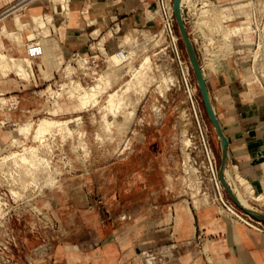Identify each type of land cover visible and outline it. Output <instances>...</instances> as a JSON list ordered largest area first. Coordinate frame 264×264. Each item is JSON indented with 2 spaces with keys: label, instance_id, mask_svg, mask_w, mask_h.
I'll return each mask as SVG.
<instances>
[{
  "label": "crops",
  "instance_id": "obj_1",
  "mask_svg": "<svg viewBox=\"0 0 264 264\" xmlns=\"http://www.w3.org/2000/svg\"><path fill=\"white\" fill-rule=\"evenodd\" d=\"M36 2L0 0V18L7 15L0 23L16 33L15 14L23 12L30 21V8L42 13L49 9ZM15 4L12 12L4 13ZM183 14L189 12L184 9ZM2 26L0 52L28 58V35L23 33L19 43ZM160 27L155 0H70L69 15L58 17L56 28L42 43L43 57L47 54L64 66L76 55L90 60L94 45L103 42L107 55L113 54L125 47L128 36ZM186 29L189 32V25ZM239 39V45L249 44ZM246 51L208 63L202 60L201 66L228 143L227 170L236 181L238 174L245 178L259 195L264 194V96L249 85L253 73ZM66 78L63 67L42 59L33 60L28 79L0 71V100L17 103L0 108L1 152L18 124L48 113L39 90ZM139 115L140 108L131 131L140 125L139 135L143 142L150 141L152 150L166 145L163 123L153 124L156 135L148 140L143 124H138L143 121ZM172 163L171 154H140L117 161L95 157L88 167L63 170L57 186L34 199L42 217L10 204L14 212L0 224V264H264V232L221 214L215 204L196 209L192 203L189 207L179 203L182 194ZM240 192L245 195L242 188ZM249 203L264 216V206L251 199Z\"/></svg>",
  "mask_w": 264,
  "mask_h": 264
},
{
  "label": "rangeland",
  "instance_id": "obj_2",
  "mask_svg": "<svg viewBox=\"0 0 264 264\" xmlns=\"http://www.w3.org/2000/svg\"><path fill=\"white\" fill-rule=\"evenodd\" d=\"M193 1L194 0H177V4L179 6V10L181 14L183 13L184 9H185V12H189L188 15L186 16L184 14L183 15L185 17L188 16L190 20L189 31L193 32V34L189 36L190 39L191 38H194L195 40L197 39V44L196 43H193V44L195 46L199 61L201 59L200 66H201L202 60L208 63V62H211L213 59L220 57V56L233 54L235 52L244 53L245 52L244 49L246 48V46L250 45L251 42H248L249 44L245 46L239 45L240 39L238 37L240 36L239 32H244L246 30V27L249 25L250 15H249L248 3H250V1L249 0H234L231 2L221 1V2H215V3H213V1L211 2L210 0L208 1L207 0H196L195 2ZM203 1H206L207 3L209 2V4L212 3L211 5L215 4L219 6V9L214 8L210 12L211 14L208 13V17L210 16V18L211 17L212 18L211 19L209 18L210 22L205 23V24H202V23H203V20L207 18V15L201 13L202 8L204 7V3H205ZM256 1H262V0H256ZM36 4H39L42 6L47 5L48 8L50 9V3L47 1L38 0ZM221 4H223L224 6L222 7ZM23 9L24 7L22 8V10ZM173 10H174V3H173ZM213 10L214 11L216 10V11L213 12ZM218 10L225 11L227 13V18L226 19L224 18V19L229 21L228 23L225 24L228 28L239 29L238 34L234 33V36L230 40L231 44L230 43L227 44L223 36L222 30L224 29H222L223 27L221 28L220 25L221 23H223L224 19L222 17V14ZM33 12L34 10L31 8L28 11V13L31 14V17H32ZM28 13L26 17H28ZM37 13H42V12L37 10ZM201 16H202V19H201ZM24 18L25 17L23 16L21 17V23H22L21 25L23 24L25 25L26 23L25 27L24 25L22 27H20L21 25L18 26L17 27L18 31H16V33H14L12 30L6 31V29H3V31L5 30L4 32L6 33V35L9 33L8 35L10 36V38L14 40L15 38H17L16 40L19 43H22L20 39L23 37V33L28 35L29 40H36V41L43 43L46 40V38H44V35L39 36L40 28L34 22V19L31 18V20L29 21V19L25 20ZM1 19L2 18H0V20ZM2 25H3V22L0 23V27ZM52 27L56 28V26H52ZM11 32H13V35L14 34L15 35L14 36L11 35L12 34ZM17 32L21 33L20 37ZM177 35L179 37V42L177 46L173 43V41H171L169 38L165 36L162 25L155 32H152V33L141 32V33H137L134 36H129L131 40H128L126 38L125 47L127 48V50L136 49L137 51L135 50L136 53L134 54V58L132 60L133 62L132 61L130 62L132 65L127 64L125 65V67L121 66V69L120 68L116 69V66L113 65L111 61H109L110 60L109 57L115 54L107 55L103 47V42H101L99 45H94L91 49L93 57L97 60L98 64L100 65L99 68L96 69L93 67L89 71L83 70L84 67L80 66V64L77 61V58L79 57L88 58L87 55H83V56L79 55V56L73 57L67 62V65L71 64L73 67L76 68V74L74 75V80L80 81L86 87L91 86V85L93 86L99 83L100 82L99 79L101 78V75H104V74H106L103 76L104 78L105 77L110 78V79L112 78L113 80L112 81L113 85H111V88L108 90L110 92L114 90H118L120 88L123 91L127 88V85L131 84L132 89L129 92H127L125 96H127L126 99L127 100L129 99L128 100L129 102L131 101L132 103H136L135 105L138 104L137 105L138 110L140 108L139 117H142L143 121L142 123H138V124H143L142 125V128L144 129L143 133L144 134L147 133L146 136L149 138L148 140H150L152 137H154L153 135H156L155 133L156 129L153 124L155 122H162L163 125L162 127H160V129L162 133L166 135L167 137L166 145L159 147L157 150H152L149 147L150 141L143 142V136L139 135L140 125H136L132 131L131 129L128 130L123 136H118L116 134L115 140L111 141V138H109V137H113V135L107 136L108 138L105 136V139L103 137L102 139L98 140L96 138V133L100 131V124H99L100 115L98 112V108L92 109L91 107L89 111L88 110L81 111V112L75 111L73 105L76 103V99H71L67 95H64V97H61V98H57L56 96L51 94L53 90L58 91L62 87V84L68 83L69 82L68 78L65 79L61 84H57L55 87L51 86L50 88L49 87L50 85L48 86L49 89L47 87H43L39 90L40 99L48 103L49 105V108L47 111L48 113L42 116H39L34 121L35 123H38L40 121L39 119H43V118H50V119L65 121V120H74L78 117H82V120L70 122L68 126L71 129L70 131L68 129L67 130L63 129V131H61V129L59 130L57 129L53 131L52 133L53 135L49 134L50 136L48 135L47 136L48 138L46 137V141L44 145L40 144V142L38 141H34L33 137H30L28 140H26L27 141L26 144L29 146L33 145L35 147H38L39 145L38 147L39 150L42 151L43 154L46 155V158H48L50 161L51 166L50 167L47 166L48 168L46 167L44 169L42 166H40L42 168H37L38 167L37 165H36V168H34L35 167L34 164H31V163L26 164L22 161L18 162L19 160L18 157L17 159L10 158L6 160L7 155H10L11 152L24 153L23 151L24 147L22 145L17 146V145H13L10 142L9 145L5 149H3L2 152L0 151V195L2 198H4V200H6L5 201L7 203L6 206H9V203L12 204L13 206L19 205L24 208H27L26 205H31L32 209H34L37 212H40V210L33 204L35 202L34 199L38 195L44 194L46 190H51L54 188V187L51 188L47 186V188L44 189L45 183L42 180L43 179L42 174L47 172L46 169L47 170L49 169L48 173H52V174L54 173V177L57 176L56 179L59 180L60 182V178L63 174L62 173L63 170L70 171V170H75L79 167H88L91 160H93V158L95 157L110 158L114 161H117L129 155L138 156L140 154H150L152 156H159V155L171 154L174 156V163L170 164L169 166H170V169H172L174 172L177 173L176 183L179 186L180 193L182 194V196L179 199L180 204H183L189 207L190 203H192L196 209H200L203 206H210V204H215L218 207H220L221 214L235 220L236 222L243 223L242 221L237 219V217L232 215L230 212H228L227 210L225 211L218 204V202L215 201V191H214L213 184L209 181L210 179L206 181L204 177H202L201 179L200 177L202 176L201 171L199 167L193 161V156L200 155L201 153L200 149L202 148L199 124H201L204 130L206 139L208 140L209 144L211 145L216 155L219 170H220V164H221V144L219 141V136H217L218 134L207 115L204 102H203V98L201 95V91L199 89L196 76L192 69L186 47L180 36L178 26H177ZM207 40L209 41L210 45H208ZM223 41H224V44H223ZM177 50L179 51L181 59H179V56L176 53ZM240 50L242 51L240 52ZM148 57L150 58V61H151V67L150 69L146 67V69L144 70H147L148 72L150 71L148 73V76H151V77H148V78H145V80L144 79L142 80L144 82L141 83V86L145 88L143 90L145 93H141L139 89L137 87L135 88L134 86L135 81L138 82V80H136L135 76L133 77V74L135 75L136 70H141L142 68L141 64H143L144 61ZM94 58L90 59L89 62L91 63ZM23 59H22V62L24 63ZM51 59L49 58V59H45V60L43 59V60L48 61V62L50 61L53 62ZM181 61L188 63V66L190 67V78H187L188 76L187 72H186V77H185L184 72H183V69H185V66H182ZM30 62L31 64H28ZM28 63L25 62L24 64L32 66V69H33V61H29ZM67 65L65 64V66L63 65L59 68L63 67L65 69ZM39 67L41 68V64L39 65ZM129 69L130 71H128ZM13 70L14 69H12V71ZM201 70L204 76L202 66H201ZM10 72L6 74H9ZM83 73H87V75H83ZM170 75L171 77L172 76L174 77V78L172 77L174 79V82L169 83L168 84L169 88H168V85L166 84L167 82L165 83L163 81H164V77L166 79V78H169ZM133 78L135 81L133 80ZM204 79H205V76H204ZM142 84H145V85H142ZM160 85H162L163 88ZM188 85L191 89L190 92L188 90ZM71 86H74V85H71ZM50 90H51V93H50ZM158 90L160 91L162 90V93H160V91ZM103 96L104 97L101 101L102 105L106 101L107 93H105ZM16 104L17 103L15 102L2 99L0 101V108L7 107V106L14 107V106H17ZM154 105H157L158 108L161 109L156 114L155 112H153ZM94 114L96 115V123H94L92 119V117H94ZM109 119L113 120L114 118L110 116ZM118 120L121 121L122 117L121 116L118 117ZM18 127H19V124L17 128ZM123 140H126V144L123 143ZM185 141H187L188 143L187 142L185 143ZM85 144L87 145V147H85L86 146ZM120 144L122 145L120 146ZM84 148H86V150ZM119 149H121L122 151H119ZM0 150H1V145H0ZM184 162L188 163L189 166L187 165V163L186 165L190 168V173H192L191 171L196 170L195 171L196 173L194 172L192 173L194 174L193 178L196 180L197 179L196 176H198V179L196 180V182L198 181L199 183H201V186L203 185L201 187V191L199 195L196 194L194 190H192V188H188V186L184 182H182L183 180L180 181L181 178L185 175L184 173L185 171H183ZM157 165H159V163ZM27 167H29L30 169ZM132 167H138V163H133ZM119 169L122 170L124 168L122 166ZM25 171L26 172L28 171L27 172L28 177ZM34 172L39 173L35 177L41 176V185L38 186L39 189H36L37 187L33 185L32 183H30L31 178L34 176L33 174ZM30 173H31V176H29ZM45 175L46 173L44 174V176ZM152 177L154 178L153 179L154 181L157 179V175H153ZM224 177H225L226 182L232 183L234 185V188H237L239 192L241 188L243 189V191H245V195H243L240 192L241 200H239L240 198L237 199L238 202L243 207H245L248 210L253 209L252 205L249 203V199H251L252 201H254L256 204L260 206H264V200H263L264 194H259L261 195V197L263 196L261 199V197L259 198V195L255 193L254 188L251 192H248L246 188L244 186L242 187V185L240 184L238 180V177H239L238 175H237V181H236L235 176H232L229 173V171L226 169ZM170 178L172 177L169 176V179ZM122 185L123 184H119V186H122ZM42 187L43 189L40 190V188ZM43 190H44V193L42 192ZM39 192L40 193L42 192V193L40 194ZM2 193H4L5 195H3ZM225 198L226 200L233 202V200L230 198L227 192H225ZM238 209L240 210V208ZM4 213L5 215H7L6 211ZM1 223H2V220L0 221V224Z\"/></svg>",
  "mask_w": 264,
  "mask_h": 264
},
{
  "label": "bare ground",
  "instance_id": "obj_3",
  "mask_svg": "<svg viewBox=\"0 0 264 264\" xmlns=\"http://www.w3.org/2000/svg\"><path fill=\"white\" fill-rule=\"evenodd\" d=\"M33 1H38V0H33ZM43 1H47V2L50 3V9H48L46 11V13H43V14L42 13H37V10L35 9L34 12H33V14H32V18L34 19V22L40 28V35L39 36L44 35V38H46L51 33V30H50L51 28L50 27L56 26V21H57L58 17L63 16L64 14L65 15L66 14L69 15V12H70V0H43ZM195 1L196 0H194L193 2H195ZM249 1H250V3H248V6H249V15H250L249 19L251 18V16L253 15L254 12L261 13V14L264 13V0L259 1V2L255 1V0H249ZM203 2H205L204 3V7L202 8V11L201 10L200 11H201V13L207 15V18H205V19L203 18L204 20H203V23L202 24H205V23L210 22L209 21L210 16L208 17V13H210L212 11V9H214V8L215 9L216 8L219 9V6H217L215 4H214L215 6L214 5H211L212 3L209 4V2L207 3L206 1H203ZM213 3H215V2H213ZM30 4L31 3H28L27 5H30ZM210 5H211V7H210ZM21 7H23V6H21ZM215 11L213 10V12H215ZM218 11L222 14L223 19L224 18L225 19L227 18V13L225 11H221V10H218ZM6 16L7 15H5L4 17H2L1 20L5 19ZM22 16H23L22 13L15 14V16H14V22H15V24L17 26H20L22 24L21 23V17ZM202 16H201V19H202ZM225 19L223 20V23H221L222 20L219 23H221V25H220L221 28L223 27L222 29H224V30L221 29L223 31V32L222 31L221 32L223 33V36H224V38L226 40V43L228 44V43L231 42L230 40L234 36V33H237L238 34V30L239 29L228 28L225 24L228 23L229 21L228 20H225ZM23 25H21L20 27H22ZM25 25H26V23H25ZM25 25H24V27H25ZM206 26H208V25H206ZM2 28L3 29H6V31L9 30L6 24H4L2 26ZM219 30H220V28H219ZM11 33L10 34L13 35V32H11ZM239 34H240V36L238 38H242V39L246 40L247 42H251V44L248 45V46H246V48L244 50H247L249 52V54H251L253 56L254 68H255V70H257L261 66V64H262L261 62L264 60V45L262 43H259L258 48H252V45H253L254 41H253V38H252L253 30L251 28L250 23L246 27V30L244 32H239ZM18 35L20 37L21 36V33H18ZM16 39L17 38H15V40ZM127 39L128 40H131V38L129 36L127 37ZM20 40L22 41L23 40V37ZM211 41H212V39H211ZM240 43H242V42H240ZM223 44H224V41H223ZM226 47H227V45H226ZM135 50H128V59L124 63H122L118 59V57L116 55L110 56L109 57L110 58L109 61H111L112 64L116 66V69L117 68H120L121 69V66L125 67V65H127V64L132 65L130 62L134 58V54L136 53ZM228 50H226V51H228ZM241 51L242 50H240V52ZM220 52H221V50H220ZM49 58L50 57H48L47 54H45L44 57L42 58V60L43 59L44 60L45 59H49ZM22 59L23 58H18V57L6 55V54L0 52V71H2V73H4V75H5L6 73H8V72L12 71V69H14L13 71H15L16 74L20 75L21 77L26 78V79L30 78V73H31V70H32V66H29V65L24 64V63L25 62L28 63L29 61H33V60L30 59V58H24L23 59L24 60V63H23L22 62ZM51 60L53 62H51V61L50 62L51 63H54L58 67H61V66L64 65L61 60H53V59H51ZM77 61L80 64V66L81 67H84V68H86L87 67V64H89V59L87 57H79V58H77ZM28 64H31V62L28 63ZM141 65H142L141 70H136L135 71L136 72L135 75L133 74V77L135 76L136 77V80H138V82L135 81L134 78H133V80L135 81V83H134L135 88L137 87L141 93H145L143 91L145 88H143L141 86V83L144 82V81H142L143 79L145 80V78L151 77V76H148V73L150 71L148 72L147 70H144V69H146V67L150 69V67H151L150 58L148 57L144 61V63L141 64ZM118 66H120V67H118ZM64 70H65V72L67 74V78L69 79V82L62 84V87L58 91H54L53 90L52 93H51V90H50V93L52 95L56 96L57 98H61V97H64V95H67L71 99H76V103L73 105L75 111H79V112L85 111V110H88L89 111L91 107H92V109L98 108V112H99V115H100V119H99L100 131H98L96 133V138L98 140L102 139L103 137L105 139V136L107 137V136L113 135V137H109V138H111V141H112V140H115V135L116 134L118 136H123L128 130L131 129L133 123L135 122V120L137 118V112H138V107H137L138 104L135 105L136 103H132L131 101L129 102L128 101L129 99L127 100L126 99L127 96H125L126 93L129 92L132 89V85L131 84L127 85V88L125 90H123V91L120 88L118 90H114V91H111L110 92L108 90L111 88V85H113L112 84V81L113 80H112V78L111 79L110 78H106V77L104 78L103 76L106 75V74H104V75H101V78L99 79V81H100L99 83H97V84H95L93 86L91 85V86L86 87L80 81H77L76 80L77 81L76 82L74 80V75L76 74V68L75 67H73L71 64H68L65 67ZM128 71H130V69ZM7 75H9V74H7ZM172 77H171V75H170L169 78H166V79L164 77V81L163 82H165V83L167 82L166 83L167 85L169 83L174 82V79H173L174 77L173 78ZM71 85H74V86H71ZM142 85H145V84H142ZM160 86L162 87V85H160ZM49 87L51 88V86H49ZM49 87H48V89H49ZM165 87H167V86H165ZM168 88H169V85H168ZM139 91H137V92H139ZM158 91H160V90H158ZM105 93H107V98H106L105 103L102 105L101 104V101H102V99L104 97L103 95ZM160 93H162V90L160 91ZM141 96H142V94H141ZM160 110L161 109L158 108L157 105H154L153 106V112H155V114L157 112H159ZM110 116H112L114 119L113 120H110L109 119ZM120 116L122 117V120L121 121L118 120V117H120ZM92 119H93V122L96 123V115L95 114H94V117H92ZM39 120L40 121L38 123H35L34 120H30L28 122L19 124V127L16 128V130H15V135H14L15 137L11 140V143L13 145H17V146L18 145H20V146L22 145L24 147L23 148L24 153L11 152L10 155H7L6 160L7 159H10V158L11 159H14V158L17 159V157H18L19 158L18 162L22 161V162H24L26 164L27 163L34 164L35 165V167L33 165L34 168H36V165L38 166L37 168H42L43 167L45 169L47 166L50 167L51 166L50 161H49L48 158H46V155L43 154V152L39 150V148H38L39 145H38V147H35L33 145L29 146V145L26 144V142H27L26 140H28L30 137H33L34 141H38V142H40V144L44 145V143L46 141V137L49 134L53 135L52 134L53 131H55L57 129L58 130L61 129V131H63V129H65V130L68 129L70 131L71 129L68 127L69 124H70V122L80 121V120H82V117H78V118H76L74 120H65V121L55 120V119H50V118H43V119H39ZM158 120H159V118H158ZM186 142L187 141H185V143ZM123 143L126 144V140H123ZM87 145L85 147H87ZM121 145L122 144H120V146ZM120 146H119V148H120ZM84 149L86 150V148H84ZM121 149H119V151H122ZM5 157H4V159H5ZM184 161H185V159H184ZM186 163L187 162H184L183 163V165H184L183 166L184 167L183 171H185L184 172L185 175L181 178L180 181L183 180L182 182H184L188 186V188H192V190H194V192L199 195V193L201 191V187L203 185L201 186V183H199L198 181L196 182V180L198 179V176H196L197 179L195 180L193 178V175L194 174H192L193 172L196 173L195 172L196 170L195 171H191L192 173H190V168L188 167L189 165L187 163V165H188L187 166ZM40 166H42V167H40ZM27 168H29V167H27ZM51 168H50V170H51ZM41 170H43V169H41ZM48 170L46 169L47 172H45L46 173L45 176H44V174H45L44 172H43L44 174H42V176H43L42 177L43 178L42 180L45 183L44 189L47 188V186L48 187H51V188L52 187H55L59 183V180L56 179L57 176L54 177V173L53 174L52 173H48ZM192 170H194V169H192ZM38 171H39V169H38ZM35 172L33 173L34 176L31 178V180H30L31 182L30 183H32L33 185H35L37 187V188L35 187L36 189H39L38 186L41 185V176L40 177L39 176L38 177H35V176H37V174H39L38 172L37 173H35ZM26 175L28 177V173ZM29 176H31V173L29 174ZM238 176H239L238 177V180H239L240 184L242 185V187L244 186L248 192H251L253 190L252 184L249 183L245 178H243L239 174H238ZM200 177L202 179V176H200ZM219 179H220V176H219ZM170 180H172V178H170ZM220 181H221V179H220ZM32 184H30V185H32ZM227 185L231 189V191L234 193V195L236 196V198L237 199L240 198L239 200H241V195H240V192L237 190V188H233L232 189L231 186H230V182H227ZM42 189H43V187L40 188V190H42ZM189 190H191V189H189ZM42 192L44 193V190ZM260 197H261V195H259V198ZM262 197H261V199H262ZM204 199H206V198H204ZM5 201L6 200H4V198H2L1 195H0V221L6 216L5 213H4L5 210L3 208L5 205H7V203ZM31 201H32V199H31ZM255 227H257V226H255Z\"/></svg>",
  "mask_w": 264,
  "mask_h": 264
},
{
  "label": "built area",
  "instance_id": "obj_4",
  "mask_svg": "<svg viewBox=\"0 0 264 264\" xmlns=\"http://www.w3.org/2000/svg\"><path fill=\"white\" fill-rule=\"evenodd\" d=\"M24 1L27 2L28 0H24ZM155 2H156V14L160 19L163 31L165 32V36L169 38L171 41H173V43L177 46L179 42V37L177 35L176 15L173 10L174 0H155ZM16 7L17 4L10 6V8L4 13H10ZM182 17L185 25L186 26L190 25L189 17L188 16L185 17L183 13H182ZM249 23L253 30L252 38L254 43L252 45V48H258L259 43H262L264 45V13L261 14L254 12L251 18L249 19ZM192 34H193L192 31L188 32L189 36H191ZM192 41L193 43L197 44V39L195 40L194 38H192ZM208 45H210L209 41H208ZM26 50H27L28 58L32 60H36V59L40 60L43 58L42 42L36 40H28L26 45ZM176 53L178 54L179 59H181L178 50ZM113 54H115L122 63L126 62L128 59V50L126 47L119 49L117 52ZM250 57H251L250 67L253 73V80L249 82V85L257 86L264 96V60L261 62L262 63L261 66L257 70H255L253 56L251 54ZM181 63L182 66H185V69H183L184 75L186 76L185 73L187 72L188 75L187 78H190V67L188 66V63L183 61H181ZM93 67L96 69L100 67V65L98 64L95 58L92 60L91 63L89 62V64H87V67L84 68L83 70L89 71ZM83 75H87V73H83ZM188 90L189 92L191 90L189 85H188ZM199 126H200V137L202 141V148L200 149L201 152L200 155L193 156V161L199 167L201 171V175L202 177L205 178V181L210 179L209 181L213 184L215 191V201H217L222 208L232 213L235 217H237V219H239L246 225L254 229H257L261 232H264L263 230L264 226L261 222H256L255 219L245 214L243 211H240L232 201L226 200L225 198L226 189L219 179V169H218V161L216 155L211 145L209 144L208 140L206 139L201 124H199ZM230 186L232 189L234 188V185L232 183H230ZM2 194L5 195L4 193ZM26 207L30 208V210L34 212L38 217H42V212L35 211L34 209H32L31 205H26ZM4 210L7 212V215L5 218L2 219V223L6 221L8 218H10L14 212L10 203L9 206L6 205L4 206Z\"/></svg>",
  "mask_w": 264,
  "mask_h": 264
},
{
  "label": "water",
  "instance_id": "obj_5",
  "mask_svg": "<svg viewBox=\"0 0 264 264\" xmlns=\"http://www.w3.org/2000/svg\"><path fill=\"white\" fill-rule=\"evenodd\" d=\"M174 12L176 15L178 30H179L180 36L184 42V45L186 47L187 53L189 55V60H190L192 69L194 71V74L196 76V79H197V82L199 85V89L201 91V95L203 98V102H204V106H205L207 115H208L210 121L212 122L218 136H219V141H220L221 148H222V156H221L219 176H220V179L222 181V184L225 187L228 195L232 198V200L236 203V205L238 206V208H240V210H242L245 214L249 215L253 219H255L259 222H262V221H264V216L257 213L256 211H254L252 209L248 210L245 207H243L238 202L236 196L234 195V193L231 191V189L227 185V182H226L225 177H224L225 171L227 169V157H228L227 139L223 133L221 124H220V122L216 116V113L213 109V106L211 104V100H210L209 92L207 89L206 81L204 79V76H203V73L201 70L200 61H199L195 46H194L192 40L190 39V37L188 35L185 23L183 21L182 14H181V12L179 10V6L177 4V0H174Z\"/></svg>",
  "mask_w": 264,
  "mask_h": 264
}]
</instances>
